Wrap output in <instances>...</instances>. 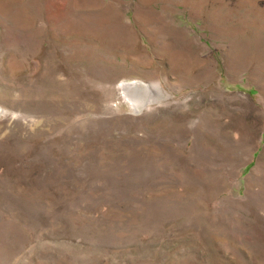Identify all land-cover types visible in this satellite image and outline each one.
Here are the masks:
<instances>
[{"label":"rangeland","instance_id":"374dc122","mask_svg":"<svg viewBox=\"0 0 264 264\" xmlns=\"http://www.w3.org/2000/svg\"><path fill=\"white\" fill-rule=\"evenodd\" d=\"M0 264H264V0H0Z\"/></svg>","mask_w":264,"mask_h":264},{"label":"bare ground","instance_id":"6f19581e","mask_svg":"<svg viewBox=\"0 0 264 264\" xmlns=\"http://www.w3.org/2000/svg\"><path fill=\"white\" fill-rule=\"evenodd\" d=\"M137 86V83H134V82H127V83H123V93H124V95H126V96H128L129 95V90L128 91H126L127 89H133L134 87H136ZM143 89H145V90H151V88H150V86L149 87H147V85H144L143 86ZM143 93V92H142ZM145 93V92H144ZM150 94V93H149ZM129 97H130V95H129ZM144 98H146L145 96H144ZM130 99H133V101L132 102H134L133 104L134 105H136V102H142V100L141 101H138V98H137V100H136V98H133V97H130ZM140 99V98H139ZM147 99V98H146ZM137 105H139L138 103H137Z\"/></svg>","mask_w":264,"mask_h":264}]
</instances>
